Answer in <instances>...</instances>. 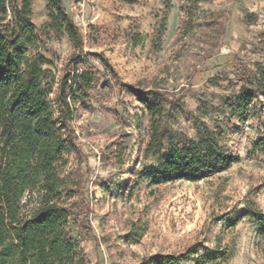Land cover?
Segmentation results:
<instances>
[{"label":"rangeland","instance_id":"374dc122","mask_svg":"<svg viewBox=\"0 0 264 264\" xmlns=\"http://www.w3.org/2000/svg\"><path fill=\"white\" fill-rule=\"evenodd\" d=\"M60 1L81 49L53 24L49 0H31L36 41L27 57L46 62L50 101L66 71L93 79L76 104L74 150L61 173L66 207L89 225L90 236L77 238L84 264H143L191 246L227 256L217 264H264L254 217L264 215V153L254 148L264 138V97L242 125L226 122L224 105L244 73L264 71V0ZM199 133L224 152L234 144L238 161L195 182L141 178L166 157L163 134L176 144Z\"/></svg>","mask_w":264,"mask_h":264},{"label":"trees","instance_id":"16d2710c","mask_svg":"<svg viewBox=\"0 0 264 264\" xmlns=\"http://www.w3.org/2000/svg\"><path fill=\"white\" fill-rule=\"evenodd\" d=\"M49 6L53 24L67 33L74 50H80L77 29L61 1L49 0ZM30 18L31 0H0V264H84L77 238L90 236L89 225L77 223L66 207L71 195L61 173L74 150L76 104L93 79L85 71H66L50 101L51 88L43 81L46 62L27 57L36 41ZM242 80L245 85L224 101L227 123L247 122L250 106L264 97V71H248ZM143 104L152 119V102ZM167 136L158 141L167 140L166 157L140 172L151 185L195 182L238 161L234 144L232 151L224 152L209 133L176 144ZM254 148L264 153V138ZM254 217L257 233L264 236V215ZM226 258L211 249L197 254L191 246L178 254L153 255L143 264H217Z\"/></svg>","mask_w":264,"mask_h":264}]
</instances>
